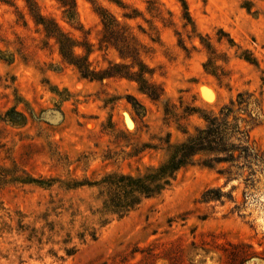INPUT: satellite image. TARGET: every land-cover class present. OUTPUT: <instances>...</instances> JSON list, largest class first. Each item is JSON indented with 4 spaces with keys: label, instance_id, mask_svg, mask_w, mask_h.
I'll list each match as a JSON object with an SVG mask.
<instances>
[{
    "label": "rangeland",
    "instance_id": "obj_1",
    "mask_svg": "<svg viewBox=\"0 0 264 264\" xmlns=\"http://www.w3.org/2000/svg\"><path fill=\"white\" fill-rule=\"evenodd\" d=\"M183 1L187 26L179 0H74L73 25L56 0H34L71 42L92 47L96 71L121 62L99 45L98 13L126 28L163 91L153 103L127 80L82 79L22 0H0V264H264V0ZM219 30L234 46L217 42ZM246 92L259 161H239L227 180L228 165L201 157L124 218L106 211L107 177L140 176L167 158L161 142L185 140L163 105L217 113ZM178 124L190 133L202 121ZM209 189L221 199L203 203Z\"/></svg>",
    "mask_w": 264,
    "mask_h": 264
},
{
    "label": "trees",
    "instance_id": "obj_2",
    "mask_svg": "<svg viewBox=\"0 0 264 264\" xmlns=\"http://www.w3.org/2000/svg\"><path fill=\"white\" fill-rule=\"evenodd\" d=\"M22 1L34 23L41 26L45 36L55 40L62 61L73 67L82 79L89 82H101L104 79L114 78L127 80L134 83L138 91L151 102L159 103L163 100V91L151 81L153 71L141 59L140 44L126 28L106 12L98 13L102 24L99 45L115 50L121 62L109 64L107 68L96 71L91 67L88 60L89 55L92 53L91 46L71 42L51 20L44 18L39 13L34 0ZM56 1L63 9L65 20L68 24L73 25L76 17L74 0ZM179 3L182 7L183 19L186 21L185 26H187L190 20L186 3L183 0H179ZM216 35L217 42H221L222 37H227L229 46H234L233 41L224 35L221 30ZM199 40L209 55H214L210 37L206 35L204 38L200 37ZM76 49H82L83 53L78 54ZM240 58L250 64H255V59L250 54H242ZM212 59L210 58L203 67L207 73L215 75L214 70H211ZM251 98L252 94L248 92L239 93L235 99L222 106L217 113L198 108L185 107L181 109V106L177 108L171 104L163 105L164 120L168 123H174L184 134L185 140L175 145H172L169 139L161 142L163 146L160 147V150L166 153L167 158L157 167L146 169L140 176L107 177L101 183L103 187L109 190L104 201L106 211L116 215L117 219L124 218L130 211L138 207L143 200L160 197L170 188L180 171L194 166L201 157H205L202 165L210 169L216 164L228 165L220 173L227 180H230V168L239 161H259L261 157L257 152H254L249 143V131L258 121L249 108L252 102ZM138 108L142 109L140 104L135 102L133 109L137 118H139ZM177 111H180L181 114H178ZM192 117L202 121V126L194 128L193 132L190 133L181 130L178 121L188 120ZM242 124H245V126H242ZM221 197L220 192L216 193L215 190L209 189L202 195V202L208 204L219 201Z\"/></svg>",
    "mask_w": 264,
    "mask_h": 264
},
{
    "label": "bare ground",
    "instance_id": "obj_3",
    "mask_svg": "<svg viewBox=\"0 0 264 264\" xmlns=\"http://www.w3.org/2000/svg\"><path fill=\"white\" fill-rule=\"evenodd\" d=\"M208 96H206V97H209V94H207ZM205 99H207V98H205Z\"/></svg>",
    "mask_w": 264,
    "mask_h": 264
}]
</instances>
